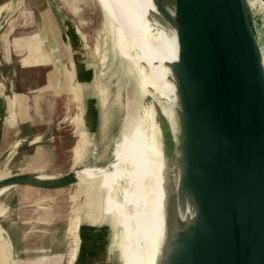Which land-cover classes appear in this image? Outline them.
Returning a JSON list of instances; mask_svg holds the SVG:
<instances>
[{
  "label": "water",
  "instance_id": "1",
  "mask_svg": "<svg viewBox=\"0 0 264 264\" xmlns=\"http://www.w3.org/2000/svg\"><path fill=\"white\" fill-rule=\"evenodd\" d=\"M45 2L60 36L75 44L74 26L55 0ZM151 2L175 32L176 58L167 66L192 161L200 166L199 178L180 174L167 195L159 264H264V25L258 26L257 2ZM76 170L15 174L0 179V190L58 189L77 183ZM186 207L192 211L182 218Z\"/></svg>",
  "mask_w": 264,
  "mask_h": 264
},
{
  "label": "crops",
  "instance_id": "2",
  "mask_svg": "<svg viewBox=\"0 0 264 264\" xmlns=\"http://www.w3.org/2000/svg\"><path fill=\"white\" fill-rule=\"evenodd\" d=\"M32 1L0 0V179L44 176L60 162L54 148L68 152V170L103 164L114 133L78 36L64 40L47 6L34 11ZM51 191L18 185L0 194V264H51V225L60 221Z\"/></svg>",
  "mask_w": 264,
  "mask_h": 264
},
{
  "label": "bare ground",
  "instance_id": "3",
  "mask_svg": "<svg viewBox=\"0 0 264 264\" xmlns=\"http://www.w3.org/2000/svg\"><path fill=\"white\" fill-rule=\"evenodd\" d=\"M97 2L114 38L119 34L123 38L124 45L119 39L115 46L135 77L138 93L155 97L153 104L159 112L149 104L141 115L126 120L113 145L115 159L108 166L75 167L76 185L88 197L85 211L82 206L79 211L91 224L107 223L113 231L108 255L111 264H159L168 194L164 166L169 163L176 178L180 174L186 178L187 171L196 179L200 176L197 159L192 161L191 141L184 135L179 96L167 66L176 58L175 32L157 19L151 0ZM80 156L78 150L76 165ZM119 179L127 181L121 190ZM7 189H1L0 194ZM191 211L186 207L182 218ZM75 254L74 248L72 260Z\"/></svg>",
  "mask_w": 264,
  "mask_h": 264
},
{
  "label": "rangeland",
  "instance_id": "4",
  "mask_svg": "<svg viewBox=\"0 0 264 264\" xmlns=\"http://www.w3.org/2000/svg\"><path fill=\"white\" fill-rule=\"evenodd\" d=\"M55 2L61 17L71 22L76 29L83 60H86L93 69L94 83L99 90L100 100L105 103L107 114L110 115L111 122L114 125V133L110 136L111 139L104 142L108 149L106 160L103 164H100L101 166H108L115 159L112 154L113 145L119 138L126 120L134 115H141L145 107L148 108V105L153 104V100L156 102L157 99L147 94L141 97L138 93L135 77L132 75L131 69L127 68V62L119 55L115 46L119 39L123 41V38L121 34L118 35V38H114V34L109 29L97 0H68L66 2L55 0ZM30 4L34 11L47 6L45 0H33ZM254 11L258 19V26L264 25V9L257 3ZM259 37L264 51V31H260ZM122 45H124V41ZM152 107L155 108L156 113L159 112L158 106L153 104ZM170 147L172 149L171 145ZM54 151L56 154H60V162L51 165V170L45 176L57 177L63 175L70 167V164L63 163V160L69 158L68 152L57 148H54ZM86 165H89V163L84 164V166ZM164 167L166 168L164 178L168 191L167 195H169L175 190L177 178L170 169L169 163ZM119 183L120 190L124 184L127 185L126 180L125 182L120 180ZM53 190L55 191L50 192L51 204H55L53 209L55 213H59L58 220L60 221L51 225V227L53 226L52 229L57 230L58 233L56 241H54L56 243L49 246V254L53 258L51 264L113 263L108 259L113 231L107 223L101 225L98 223L91 224L86 216L79 211L80 206L85 211L88 200L87 195H82L76 183ZM167 198L168 196L166 201ZM64 216L65 220L63 222L62 218ZM77 216L80 217V221L78 219V225L75 228L74 221H76ZM51 240L53 239L51 238ZM74 248L76 257L72 260L70 253Z\"/></svg>",
  "mask_w": 264,
  "mask_h": 264
},
{
  "label": "built area",
  "instance_id": "5",
  "mask_svg": "<svg viewBox=\"0 0 264 264\" xmlns=\"http://www.w3.org/2000/svg\"><path fill=\"white\" fill-rule=\"evenodd\" d=\"M257 2L264 9V0H258Z\"/></svg>",
  "mask_w": 264,
  "mask_h": 264
}]
</instances>
